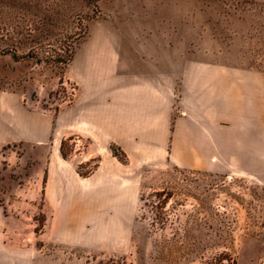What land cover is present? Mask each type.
Returning <instances> with one entry per match:
<instances>
[{
    "label": "rangeland",
    "instance_id": "obj_1",
    "mask_svg": "<svg viewBox=\"0 0 264 264\" xmlns=\"http://www.w3.org/2000/svg\"><path fill=\"white\" fill-rule=\"evenodd\" d=\"M93 38L162 40L164 53L192 65L195 82L202 80L198 71H209L216 161L209 169L148 162L133 174L138 199L124 216L119 207L79 206L67 214L59 237L53 221L45 226L56 207L20 189L43 184L42 151L16 145L0 173V200L22 199L4 207L29 217V225L9 243L20 256L26 251L28 264H262L264 158L253 176L235 174L233 137L235 82L242 70L264 71V0H0V92L20 93L29 106L57 118L73 102L76 85L66 75H72L76 50ZM193 92L201 95L202 87ZM74 148L75 142H65L67 157ZM144 152L150 157L162 149L148 145Z\"/></svg>",
    "mask_w": 264,
    "mask_h": 264
},
{
    "label": "crops",
    "instance_id": "obj_2",
    "mask_svg": "<svg viewBox=\"0 0 264 264\" xmlns=\"http://www.w3.org/2000/svg\"><path fill=\"white\" fill-rule=\"evenodd\" d=\"M165 52L156 39L85 40L76 50L72 75H66L76 85L73 102L60 108L57 118L48 109L29 106L20 93L0 92V173L13 160L16 145L42 151L43 184L20 189L41 194L45 207H56L45 226L53 221L59 237L66 231L67 214L79 206L119 207L124 216L125 207L138 199L133 174L148 162L209 169L216 161L210 145V73L198 71L202 80L195 82L192 65ZM240 77L234 98L235 174L251 177L264 158V71L242 70ZM196 85L201 95L193 92ZM175 109L180 111L175 114ZM63 140L75 142L67 158ZM218 140L222 144L224 139ZM112 144L127 154V162L113 154ZM148 145L162 152L148 157ZM92 164L90 174L78 172L80 165ZM12 197L0 200V264H28L26 251L20 256L9 243L12 233L29 225V217L6 212L4 204L22 200Z\"/></svg>",
    "mask_w": 264,
    "mask_h": 264
},
{
    "label": "trees",
    "instance_id": "obj_3",
    "mask_svg": "<svg viewBox=\"0 0 264 264\" xmlns=\"http://www.w3.org/2000/svg\"><path fill=\"white\" fill-rule=\"evenodd\" d=\"M71 58H72V54L71 55H69V57H67V59H65L64 61L66 62V63H68L70 60H71ZM65 140H63L62 141V144H61V152H62V155L65 157V158H67V155H66V153H65V150H64V148H65ZM112 151H113V154L115 155V156H117L120 160H122L123 162H127L128 161V158H127V155H126V153L124 152V151H122L121 149H120V147H118L117 145H115V144H112ZM83 168V166H79L78 167V172L81 174V175H83V176H86V175H88V174H90L92 171H93V169L95 168V167H93L90 171H87L86 173H84V172H82L81 171V169ZM150 196H158V195H160L159 193H150L149 194ZM164 195H166V198H165V201H167L166 199L167 198H170L172 195H173V191L172 190H169V191H167L166 193H164ZM141 199L142 200H145V193L144 192H141ZM164 201V202H165ZM153 207H156L157 209L159 208V203L158 204H156V205H152ZM158 223H159V221H158V219L157 218H154L153 219V221H152V226H154V227H156L157 225H158ZM41 225H42V227L44 226V222H42L41 223ZM41 227V228H42ZM40 228V229H41ZM35 231L38 233V231H39V226L38 227H36V229H35Z\"/></svg>",
    "mask_w": 264,
    "mask_h": 264
},
{
    "label": "built area",
    "instance_id": "obj_4",
    "mask_svg": "<svg viewBox=\"0 0 264 264\" xmlns=\"http://www.w3.org/2000/svg\"><path fill=\"white\" fill-rule=\"evenodd\" d=\"M262 264H264V261L262 262Z\"/></svg>",
    "mask_w": 264,
    "mask_h": 264
}]
</instances>
